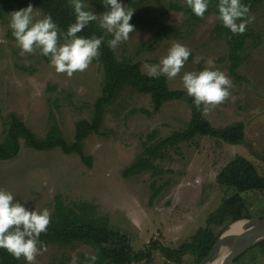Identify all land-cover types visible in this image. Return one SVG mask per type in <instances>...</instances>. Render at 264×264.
I'll return each instance as SVG.
<instances>
[{
	"label": "rangeland",
	"instance_id": "rangeland-1",
	"mask_svg": "<svg viewBox=\"0 0 264 264\" xmlns=\"http://www.w3.org/2000/svg\"><path fill=\"white\" fill-rule=\"evenodd\" d=\"M132 1L141 3L138 11L144 15H166L162 26H135L130 39L114 50L118 59L140 62L147 75L143 66L158 64L174 42L187 46L191 55L181 73L167 79L170 88L184 90L182 76L186 72H200L206 67L223 71L234 85L231 97L203 116L216 129L243 123V144L234 146L212 137H197L168 150L165 159L154 161L156 170L125 179L123 171L139 158L145 146L156 145L184 130L191 119V109L185 102H168L154 113L150 96L126 87L108 109L101 132L91 134L83 143L91 166L76 154L67 155L61 149L37 152L21 140L18 157L0 161V189L11 192L15 201L29 211L49 209L51 218L56 199L71 207L80 202L97 206L98 213L110 219L111 228L128 235L136 253L145 255L151 250L150 256L134 264H195L189 254L177 263L152 248L158 244L177 249L205 226L208 216L226 198L236 193L217 183L220 171L235 157L250 160L264 177V0L250 12L254 21L246 31L253 32L256 39L247 41L242 64L235 71L238 78L230 72L229 37L216 30L220 24L216 12L209 11L199 23H193L184 11L173 10L176 6L186 7L184 0ZM120 2L129 8V0ZM85 4L96 14L104 12L91 1ZM34 9L38 14L34 20L42 19L43 13ZM13 11L17 9L0 18V142L11 117L17 116L40 139L57 123L64 139L72 144L77 122L91 120L94 115L103 67L92 63L85 72L68 78L56 73L50 58L39 50L21 56L10 28ZM156 34H160L158 40L154 39ZM153 187L162 191L151 202ZM243 197L253 218H261L264 192L245 193ZM93 255L95 249L82 243L70 247L49 245L37 256L36 264H58L63 260L71 264L74 258L77 264H91L86 258ZM22 263L27 264L23 258ZM237 264H264V243L250 249Z\"/></svg>",
	"mask_w": 264,
	"mask_h": 264
},
{
	"label": "trees",
	"instance_id": "trees-1",
	"mask_svg": "<svg viewBox=\"0 0 264 264\" xmlns=\"http://www.w3.org/2000/svg\"><path fill=\"white\" fill-rule=\"evenodd\" d=\"M85 1H91L105 11L102 4L103 0H82L83 3ZM241 2L250 5V12H252L257 9L262 0H241ZM29 3L39 9L44 16L50 14L53 21L58 25L61 34L66 32L69 25L75 22L74 10L69 6V0H0V18H3L5 14L14 9L18 11L26 8ZM218 3L219 0H210L205 15L209 11L218 14ZM141 6L140 2L129 0V8L135 9L130 21L134 27L137 25L150 28L162 26V19L166 13L157 17H152L149 14L144 15L138 11ZM86 10L92 9L87 7ZM173 10L184 11L189 15L188 20L190 22L199 23L202 20L197 18L187 6H176ZM93 12L95 13V11ZM216 30L219 34H226L229 37L230 72L235 78H238L235 71L242 64L247 41L255 40L256 36L253 32L248 31H245L243 35H233L221 22ZM78 35L86 38L93 35L104 37L100 49L101 56L99 60H93L92 62L101 64L104 74L101 95L94 104L92 119L77 122L74 142L69 144L62 136V131L57 123L53 124L45 138L40 139L19 117L12 116L5 138L0 142V161H11L17 158L21 152V140H25L26 146L31 150L50 152L61 149L67 155H78L86 165L91 166V157L85 155L83 143L91 134L101 132L108 109L117 102L126 87L140 94L150 96L154 113H158L163 105L168 102H185L191 109V119L184 130L174 132L156 145L145 146L139 158L123 171L122 176L125 179L156 170L157 168L153 164L154 161L165 159L168 150L177 148L183 143L193 142L197 137H212L234 146L243 144L245 139V125L243 123L221 129L214 128L204 118L202 110H196L193 99L187 95L185 90H172L165 76L150 77L144 74L140 62H131L126 58L118 59L115 51L110 49L107 44L112 36L107 35L104 30L99 28L98 21L91 22ZM159 36L160 34H156L154 39L158 40ZM144 112L150 114L147 111ZM154 135L155 133L150 135L149 138ZM217 183L227 191L233 189L236 193L226 198L208 216L205 226L200 228L189 241H186L177 249L160 247L158 244L152 249L161 250L168 260H177V263L182 261L184 255L189 254L193 257L194 263L199 264L208 256L220 235L229 225L236 221L253 218L243 195L251 192H264V177L250 160L242 156L235 157L220 171L217 176ZM153 191L151 202L156 200L162 189L153 187ZM261 218H264V215ZM110 223V219L107 216L100 215L97 206L93 204L80 202L74 203L71 207L61 199H56L55 212L48 226L47 234L42 233L39 239L46 246L70 247L76 243L91 246L96 251L95 264H134L136 261L151 255V250H147L145 255L141 252L136 253L128 235L114 230L111 228ZM238 261L239 259L236 264ZM0 264L23 263L22 258L20 260L14 259L6 250L0 249ZM58 264H65V260Z\"/></svg>",
	"mask_w": 264,
	"mask_h": 264
},
{
	"label": "clouds",
	"instance_id": "clouds-1",
	"mask_svg": "<svg viewBox=\"0 0 264 264\" xmlns=\"http://www.w3.org/2000/svg\"><path fill=\"white\" fill-rule=\"evenodd\" d=\"M186 6L199 19L205 18L210 0H184ZM105 11L95 14L82 0H69L73 8L75 22L69 25L60 43L61 33L50 14L34 20L38 15L31 3L26 8L10 13V28L15 38L20 55L40 54L50 58V65L56 73L72 78L74 73H83L99 60L104 37H83L78 35L91 22L98 21L99 28L111 34L108 47L117 49L130 39L135 27L130 23L135 9L123 5L120 0H103ZM217 19L233 35H243L247 26L254 21L250 15V5L241 0H219ZM239 21V23H238ZM191 55V50L174 42L158 64H145L144 70L150 77L165 76L172 80L180 73ZM182 85L187 95L193 99L197 111L210 113L224 104L231 97L234 87L232 80L223 71L205 68L200 72H186L182 76ZM51 222V211L47 208L29 211L15 201L11 192L0 189V249L6 250L14 259L23 258L27 264H36V258L47 251V246L40 241L41 234H47ZM95 264L96 256L86 258ZM71 264H77L74 258Z\"/></svg>",
	"mask_w": 264,
	"mask_h": 264
},
{
	"label": "water",
	"instance_id": "water-1",
	"mask_svg": "<svg viewBox=\"0 0 264 264\" xmlns=\"http://www.w3.org/2000/svg\"><path fill=\"white\" fill-rule=\"evenodd\" d=\"M242 222L241 230L228 234L232 225ZM264 242V218L243 219L232 223L218 238L211 252L199 264H209L221 257V264H235L250 249Z\"/></svg>",
	"mask_w": 264,
	"mask_h": 264
},
{
	"label": "bare ground",
	"instance_id": "bare-ground-1",
	"mask_svg": "<svg viewBox=\"0 0 264 264\" xmlns=\"http://www.w3.org/2000/svg\"><path fill=\"white\" fill-rule=\"evenodd\" d=\"M242 226H243L242 222H238L232 225V227L228 231V234H234V233L237 234L241 230ZM221 262H222L221 257H217V259H215L213 262H210L209 264H221Z\"/></svg>",
	"mask_w": 264,
	"mask_h": 264
}]
</instances>
